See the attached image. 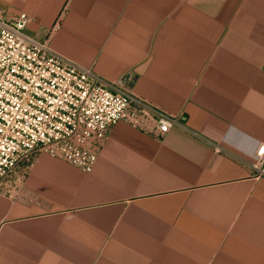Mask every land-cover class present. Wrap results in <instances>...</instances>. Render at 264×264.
Segmentation results:
<instances>
[{
  "label": "crops",
  "instance_id": "0c3cea01",
  "mask_svg": "<svg viewBox=\"0 0 264 264\" xmlns=\"http://www.w3.org/2000/svg\"><path fill=\"white\" fill-rule=\"evenodd\" d=\"M8 21L179 117L115 125L91 173L0 192V264H264V0H0Z\"/></svg>",
  "mask_w": 264,
  "mask_h": 264
},
{
  "label": "built area",
  "instance_id": "2783aa9c",
  "mask_svg": "<svg viewBox=\"0 0 264 264\" xmlns=\"http://www.w3.org/2000/svg\"><path fill=\"white\" fill-rule=\"evenodd\" d=\"M0 9V192L18 187L35 157L46 153L91 173L110 130L125 122L165 135L179 125L124 86L108 82L55 52ZM264 178V144L250 164Z\"/></svg>",
  "mask_w": 264,
  "mask_h": 264
}]
</instances>
